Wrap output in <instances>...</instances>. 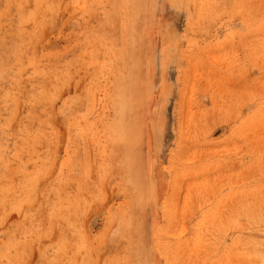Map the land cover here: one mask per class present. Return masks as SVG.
<instances>
[{
	"label": "rangeland",
	"instance_id": "rangeland-1",
	"mask_svg": "<svg viewBox=\"0 0 264 264\" xmlns=\"http://www.w3.org/2000/svg\"><path fill=\"white\" fill-rule=\"evenodd\" d=\"M0 264H264V0H0Z\"/></svg>",
	"mask_w": 264,
	"mask_h": 264
}]
</instances>
